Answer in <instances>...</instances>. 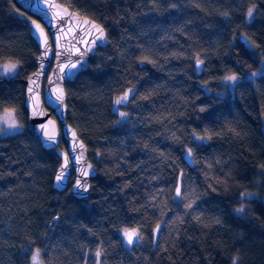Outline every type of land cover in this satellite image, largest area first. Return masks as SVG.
<instances>
[{
	"label": "trees",
	"instance_id": "trees-1",
	"mask_svg": "<svg viewBox=\"0 0 264 264\" xmlns=\"http://www.w3.org/2000/svg\"><path fill=\"white\" fill-rule=\"evenodd\" d=\"M59 1L109 38L66 83L67 120L98 174L87 200L54 188L61 158L27 129L26 79L40 53L30 21L39 18L0 0V62H20L18 75L0 79V113L15 107L25 127L0 137V264H30L37 249L44 264H264V75H250L264 70V0ZM229 74L239 80L223 94ZM125 229L143 239L128 245Z\"/></svg>",
	"mask_w": 264,
	"mask_h": 264
},
{
	"label": "water",
	"instance_id": "water-1",
	"mask_svg": "<svg viewBox=\"0 0 264 264\" xmlns=\"http://www.w3.org/2000/svg\"><path fill=\"white\" fill-rule=\"evenodd\" d=\"M26 12L38 17L30 21L31 34L35 38L40 53L36 59V70L31 73L26 79V96L25 105L28 109L29 116L27 120V129L34 135L38 142L46 149L56 148L57 153L61 158V163L56 171L53 186L58 191L70 189L71 194L79 199L87 200L91 197V182L98 174L96 165L91 161L88 153L87 144L79 136L77 129L67 120L68 105L66 83L73 82L77 76L90 67L91 60L97 54L100 48H105L109 43V38L105 27L96 20L80 14L78 11L71 9L59 0H16ZM49 5H54L50 7ZM60 12L61 16L56 13ZM41 26L43 36L39 34L35 24ZM88 21L89 23H85ZM94 22L104 30V39L96 40L95 45H92L91 40L99 35L94 29H91L90 24ZM46 40V42H45ZM244 41L247 39L244 37ZM88 41L89 43H82ZM91 49L90 51L88 49ZM79 49L84 55L80 56L76 51ZM46 53V55H45ZM81 61L76 68L64 67L60 71V67L70 62ZM204 64L197 68L198 73L203 71ZM40 73L39 76L34 74ZM32 80H36V84H31ZM33 87L37 96L35 103V111L31 103L33 93L28 92V88ZM57 88L63 89V101L56 99ZM55 114L54 117L52 114ZM41 125H47V130L54 137L55 144L47 141L39 130ZM75 132V137L73 136ZM62 136L67 141V148H60ZM81 143L83 147H81ZM81 153L83 155L81 156ZM65 155L67 157V168L65 169L66 178L61 183H57L56 176L61 170V165L65 163ZM185 160L190 166H194L193 157L191 160ZM88 165H91L89 168ZM85 168L89 175L81 177L80 169ZM77 179L86 180L89 185V191L79 194L75 190ZM182 173H180L178 184L175 188L177 197L182 195ZM72 181V182H71ZM180 187V195H177L176 189ZM157 226L159 231L157 232ZM164 227V221L156 225L153 230L154 247L160 233ZM134 230V229H129ZM126 241V238H125ZM137 242H134L136 244Z\"/></svg>",
	"mask_w": 264,
	"mask_h": 264
},
{
	"label": "snow or ice",
	"instance_id": "snow-or-ice-1",
	"mask_svg": "<svg viewBox=\"0 0 264 264\" xmlns=\"http://www.w3.org/2000/svg\"><path fill=\"white\" fill-rule=\"evenodd\" d=\"M49 6L54 7V5H49ZM173 7H175V5H173ZM254 11H255V6L250 7L248 9V11L246 13L248 21H251L253 19ZM56 15L59 17V16H61V13L57 12ZM85 23H89V22L85 21ZM33 24H35L36 29L39 31V34L41 36H43L44 34H43V30L41 29V26L39 24H36L35 21H33ZM90 27H91V29H94L97 33H99V35L96 36V38L91 40V42H90L92 45H95L97 39H99V40L104 39V35H105L104 30L102 27L95 24L94 22H91ZM45 42H46V40H45ZM81 42L82 43H89L88 41H81ZM256 46L259 47V45H256ZM88 50L90 51L91 49L89 48ZM76 51L79 53L80 56L84 55V53L80 52L79 49H76ZM45 55H46V53H45ZM147 59H148L147 57H144V60H147ZM148 62L151 63L153 61H148ZM80 63H81V61L78 60L76 62H70V65L69 64L62 65L60 67V71L62 72L64 67H69V66L71 68H76L77 65ZM203 64H204V60L199 59L197 57L196 67L199 69V67ZM19 67H20L19 61H8V62L0 65V79L4 78L5 76H7L9 74H11L12 77L14 78L16 75L19 74V72H18ZM34 75L39 76L40 73H36ZM250 75H251V77H255L257 75H264V70H261V72H259V73L254 71ZM238 79H239V77L236 74H230V75L223 77V80L226 82L225 87H232L234 89ZM31 84H33V85L36 84V80H32ZM28 92L33 93L32 97H31V103L33 105V111H35V103H36V99H37V96L34 94L35 90L33 87H29ZM132 93H133V89H131V88L128 89L126 92H124L123 95L116 98V100L114 102L115 105L126 104L129 101V97H130V95H132ZM63 97H64L63 89L57 88L56 99L62 102ZM205 110H206L205 108L200 109V111H205ZM117 113L121 117H126L128 115V113L119 112L118 109H117ZM4 115H5L6 119L3 121H0V134L6 133L9 131H11L12 133H17V132H19L20 129H22L24 127V125L22 123H20L18 120L17 109L15 107L4 108ZM5 123H6V127L3 126ZM39 130L42 132L43 137L46 138L47 141L51 142L52 145L55 144V140H54L53 135L51 133H49L47 130V125H41ZM75 135H76L75 132H73L74 137H75ZM193 139L196 141H206V140L211 139V136L210 135H199V136H197L194 134ZM80 146L83 147V144L81 143ZM197 146H199V145H197ZM186 154H187L186 158L191 160V157L193 155V148H191V147L187 148ZM82 155H83V153H81V156ZM88 167L90 168L91 165H88ZM66 168H67V157L65 155V163L61 165V170H60L59 174L56 176V181L58 184L65 180V178H66L65 169ZM261 168L264 169V165H261ZM80 172H81V177H86L89 175V172L85 168H81ZM75 190L79 194L88 192L89 191V185H88L87 181L83 180V179H77L76 184H75ZM176 192H177V195L179 196L180 195V187L179 186L177 187ZM253 195L254 194H252V193H242L241 194L242 197H245V196L251 197ZM191 206H192L191 204H188V207H191ZM235 211L237 213H240V214L245 213V207L243 205V202L241 203V206L239 208H237ZM56 219L58 220L59 217H56ZM156 231L157 232L159 231V226H157ZM123 236L126 238V243L130 246L133 245L134 242H138L139 240L143 239V237L141 236L138 229H134V230L125 229V230H123ZM38 253H39V249H37V254ZM101 255H102L101 251L97 250L96 256L100 257ZM237 259L233 260V264H237ZM35 260H36V256H33V261H35Z\"/></svg>",
	"mask_w": 264,
	"mask_h": 264
},
{
	"label": "rangeland",
	"instance_id": "rangeland-1",
	"mask_svg": "<svg viewBox=\"0 0 264 264\" xmlns=\"http://www.w3.org/2000/svg\"><path fill=\"white\" fill-rule=\"evenodd\" d=\"M8 61H10V60L1 61V62H0V65L6 63V62H8ZM18 72H19V69H18ZM229 75H230V74H229ZM226 76H227V75H226ZM5 77H12V75L9 74V75H7V76H5ZM238 80H239V79H238ZM223 81H224V80H223ZM224 82H225V81H224ZM225 83H226V82H225ZM224 86H225V84H224ZM227 89H230V91H234V89H233L232 87H226L225 90L222 91V93H223V94L227 93ZM5 119H6V118H5L4 111H3V112L0 113V121H3V120H5ZM3 126L6 127V123H5ZM24 128H25V127H23L22 129H20L19 132L23 131ZM17 133H18V132H17ZM10 134H14V133H12L11 131H9V132H6V133H3V134H0V137L7 136V135H10ZM252 194H253V193H252ZM263 198H264V196H263ZM33 256H36V260H35V261H33ZM33 256L31 257L32 262H31L30 264H44V262H43V260H42V257H41V255H39V253H38V254L36 253V254H34Z\"/></svg>",
	"mask_w": 264,
	"mask_h": 264
}]
</instances>
